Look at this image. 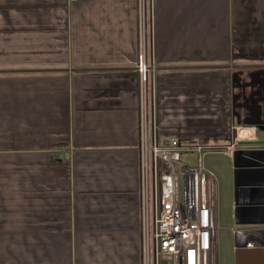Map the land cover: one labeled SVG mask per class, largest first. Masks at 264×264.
Wrapping results in <instances>:
<instances>
[{
  "label": "crops",
  "instance_id": "crops-1",
  "mask_svg": "<svg viewBox=\"0 0 264 264\" xmlns=\"http://www.w3.org/2000/svg\"><path fill=\"white\" fill-rule=\"evenodd\" d=\"M137 1L0 0V264H142ZM147 13L158 139L205 148L217 264L236 250L261 264L264 189L235 205L231 154L264 149L246 145L264 141V0H147Z\"/></svg>",
  "mask_w": 264,
  "mask_h": 264
},
{
  "label": "built area",
  "instance_id": "built-area-1",
  "mask_svg": "<svg viewBox=\"0 0 264 264\" xmlns=\"http://www.w3.org/2000/svg\"><path fill=\"white\" fill-rule=\"evenodd\" d=\"M137 2L142 264H217L215 178L203 165V146L190 148L196 153V164L190 165L181 159L185 148L177 138L158 139L151 111L154 91L149 72L154 69L146 60L144 41L146 1Z\"/></svg>",
  "mask_w": 264,
  "mask_h": 264
},
{
  "label": "water",
  "instance_id": "water-1",
  "mask_svg": "<svg viewBox=\"0 0 264 264\" xmlns=\"http://www.w3.org/2000/svg\"><path fill=\"white\" fill-rule=\"evenodd\" d=\"M252 144L264 145V141H257V142H248L246 145L249 147ZM237 148L232 151V165L234 168L233 172V184L235 188V197L234 203L237 207L244 206L242 200L240 199V194L243 190L251 189V187H262L259 189H264V180L258 181L259 185L252 186V184H244V180L241 178L243 176H252L253 174H260L264 179V149H254V148H247V146L237 144ZM264 207V201H263ZM238 249L242 247L237 246ZM256 254L261 253L262 259L261 264H264V246L262 249L253 250ZM236 264H241L243 261L241 259V250H236ZM240 255V256H239Z\"/></svg>",
  "mask_w": 264,
  "mask_h": 264
},
{
  "label": "rangeland",
  "instance_id": "rangeland-1",
  "mask_svg": "<svg viewBox=\"0 0 264 264\" xmlns=\"http://www.w3.org/2000/svg\"><path fill=\"white\" fill-rule=\"evenodd\" d=\"M146 1V11H145V38L147 39V35H148V24H147V22H148V13H147V0H145ZM146 42V41H145ZM181 159H182V161H184L185 163H188V164H190V165H194V164H196V155L194 154V153H189V154H186V153H182L181 154ZM205 160V163H206V159H204ZM226 164V160H225V158L223 157V156H218L217 157V165H219V168L221 169V170H223L225 167H224V165ZM224 173V175H225V178H229V176H228V174H227V172L225 173V172H223ZM222 175V174H221ZM223 179H224V176L222 175V176H220V181H221V184H222V186H220V202H223L224 201V199H225V196H226V191L224 190V183H223ZM220 213L221 214H223L224 213V207L223 206H221V208H220ZM219 246H220V252L222 253V247H223V245H224V243H222V241H221V243H220V241H219ZM221 258V257H220ZM161 264H170L169 262H162Z\"/></svg>",
  "mask_w": 264,
  "mask_h": 264
}]
</instances>
